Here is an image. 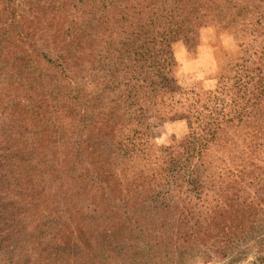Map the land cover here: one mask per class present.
Instances as JSON below:
<instances>
[{
    "label": "trees",
    "instance_id": "trees-1",
    "mask_svg": "<svg viewBox=\"0 0 264 264\" xmlns=\"http://www.w3.org/2000/svg\"><path fill=\"white\" fill-rule=\"evenodd\" d=\"M225 25V73L175 81L172 44ZM72 123L97 184L61 166ZM74 229L107 239L63 256ZM263 235L264 0H0V264H233Z\"/></svg>",
    "mask_w": 264,
    "mask_h": 264
},
{
    "label": "rangeland",
    "instance_id": "rangeland-1",
    "mask_svg": "<svg viewBox=\"0 0 264 264\" xmlns=\"http://www.w3.org/2000/svg\"><path fill=\"white\" fill-rule=\"evenodd\" d=\"M240 36L236 28L230 25L210 26L202 29L194 47L187 50L182 42L172 44V52L176 65L175 81L186 79L197 82L203 88H211L215 79L225 73L228 61H234L239 54ZM185 132L183 121L159 123L154 127L153 135L158 143L165 145L170 159L179 156V139ZM61 166L73 172L84 174L93 184H97V166L94 163L96 153L88 147L75 123H72L60 147ZM102 195L107 191L98 185ZM44 205L43 201L38 206ZM107 236L98 233L91 241H86L80 230L74 229L66 233L61 246L63 256L73 255L85 250L88 243L94 246L104 245ZM242 258L233 264H264V235L251 240L239 249ZM187 264H229L227 261L202 262L191 260Z\"/></svg>",
    "mask_w": 264,
    "mask_h": 264
}]
</instances>
